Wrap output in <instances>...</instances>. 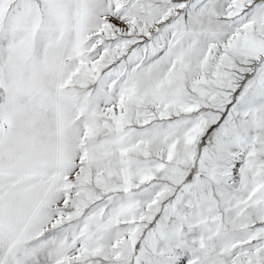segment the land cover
Wrapping results in <instances>:
<instances>
[{"label": "snow or ice", "instance_id": "snow-or-ice-1", "mask_svg": "<svg viewBox=\"0 0 264 264\" xmlns=\"http://www.w3.org/2000/svg\"><path fill=\"white\" fill-rule=\"evenodd\" d=\"M0 264H264V0H0Z\"/></svg>", "mask_w": 264, "mask_h": 264}]
</instances>
